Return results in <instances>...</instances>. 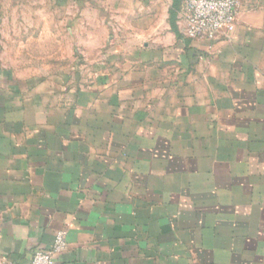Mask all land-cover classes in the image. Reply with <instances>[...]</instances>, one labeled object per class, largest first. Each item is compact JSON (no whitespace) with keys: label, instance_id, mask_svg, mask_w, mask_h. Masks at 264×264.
Wrapping results in <instances>:
<instances>
[{"label":"crops","instance_id":"obj_1","mask_svg":"<svg viewBox=\"0 0 264 264\" xmlns=\"http://www.w3.org/2000/svg\"><path fill=\"white\" fill-rule=\"evenodd\" d=\"M151 1L81 0L77 73L0 71V260L264 264V0L212 39Z\"/></svg>","mask_w":264,"mask_h":264},{"label":"rangeland","instance_id":"obj_2","mask_svg":"<svg viewBox=\"0 0 264 264\" xmlns=\"http://www.w3.org/2000/svg\"><path fill=\"white\" fill-rule=\"evenodd\" d=\"M157 7L152 0L150 9ZM82 26L94 29L93 19L81 18V0H0V71L77 73L88 41Z\"/></svg>","mask_w":264,"mask_h":264},{"label":"built area","instance_id":"obj_3","mask_svg":"<svg viewBox=\"0 0 264 264\" xmlns=\"http://www.w3.org/2000/svg\"><path fill=\"white\" fill-rule=\"evenodd\" d=\"M237 0H184L183 30L190 39H212L221 31L231 30L237 15ZM66 246L58 232L51 246L33 253L26 264H54L55 256ZM0 264H9L0 260Z\"/></svg>","mask_w":264,"mask_h":264},{"label":"trees","instance_id":"obj_4","mask_svg":"<svg viewBox=\"0 0 264 264\" xmlns=\"http://www.w3.org/2000/svg\"><path fill=\"white\" fill-rule=\"evenodd\" d=\"M176 6H177V0H175V3H174V6H173V9L171 10V20H172V22L174 21V8H176Z\"/></svg>","mask_w":264,"mask_h":264}]
</instances>
